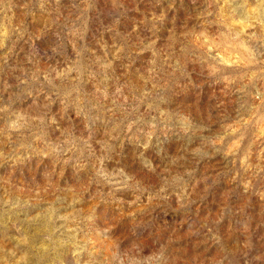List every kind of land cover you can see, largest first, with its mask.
Listing matches in <instances>:
<instances>
[{"label": "clouds", "instance_id": "1", "mask_svg": "<svg viewBox=\"0 0 264 264\" xmlns=\"http://www.w3.org/2000/svg\"><path fill=\"white\" fill-rule=\"evenodd\" d=\"M0 264H264V0H0Z\"/></svg>", "mask_w": 264, "mask_h": 264}]
</instances>
